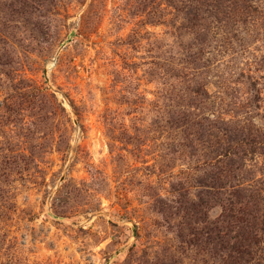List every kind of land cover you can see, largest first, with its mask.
Instances as JSON below:
<instances>
[{"label": "rangeland", "instance_id": "rangeland-1", "mask_svg": "<svg viewBox=\"0 0 264 264\" xmlns=\"http://www.w3.org/2000/svg\"><path fill=\"white\" fill-rule=\"evenodd\" d=\"M233 193L264 216V0H0V264H264Z\"/></svg>", "mask_w": 264, "mask_h": 264}, {"label": "trees", "instance_id": "trees-1", "mask_svg": "<svg viewBox=\"0 0 264 264\" xmlns=\"http://www.w3.org/2000/svg\"><path fill=\"white\" fill-rule=\"evenodd\" d=\"M184 0H182L183 2ZM186 4V3H184ZM186 8L188 5H185ZM179 11H183L179 8ZM186 15H192V10L188 9L185 13ZM186 17V16H185ZM190 17V16H189ZM187 18V17H186ZM56 103V98L53 95ZM59 108H61L63 111H65V108L62 106L61 103L58 104ZM222 157H227V155L222 153ZM216 159V158H215ZM223 162V159L218 158L216 162ZM215 163L214 165H216ZM219 168V166H218ZM216 177H221L220 171H215ZM235 199L232 198L228 199L229 206L227 207L228 214L227 216L230 218L232 223L235 225L236 228L241 229L243 235L246 238V246H250L252 242H260L261 237L258 235V229L263 230L262 227H264V216L261 212V209L258 208L260 214H255V209L253 206H251V202L247 201L243 202L241 199L237 197V194H234ZM262 226V227H261ZM257 240V241H256Z\"/></svg>", "mask_w": 264, "mask_h": 264}]
</instances>
